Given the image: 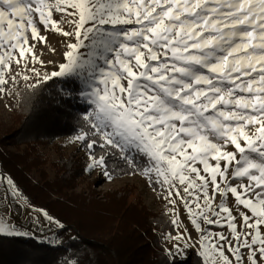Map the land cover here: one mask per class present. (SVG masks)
Listing matches in <instances>:
<instances>
[{
    "label": "snow or ice",
    "instance_id": "obj_1",
    "mask_svg": "<svg viewBox=\"0 0 264 264\" xmlns=\"http://www.w3.org/2000/svg\"><path fill=\"white\" fill-rule=\"evenodd\" d=\"M41 26L65 38L56 71L29 68L44 63L34 50L47 43ZM21 65L38 78L29 87L62 77L64 96L91 108L73 138L88 149L86 170L110 176L111 156L163 189L178 230L170 264H187L188 250L195 264H264V0H0V92ZM5 201L0 237L35 242ZM181 206L198 241L180 230Z\"/></svg>",
    "mask_w": 264,
    "mask_h": 264
},
{
    "label": "trees",
    "instance_id": "obj_2",
    "mask_svg": "<svg viewBox=\"0 0 264 264\" xmlns=\"http://www.w3.org/2000/svg\"><path fill=\"white\" fill-rule=\"evenodd\" d=\"M64 83L53 78L37 87L22 86L16 125H0V171L30 205L60 221L63 228L55 234L60 243L0 237V264H170L163 238L176 229L167 211L151 212L136 202L125 208L127 188L108 191L105 200L91 188L78 193L77 181L86 174L83 158L61 155L49 161L42 146L60 136H76L88 108L64 96ZM49 164L55 170L52 178ZM108 165L113 176L138 171L111 156ZM34 243L42 247L37 250Z\"/></svg>",
    "mask_w": 264,
    "mask_h": 264
},
{
    "label": "rangeland",
    "instance_id": "obj_3",
    "mask_svg": "<svg viewBox=\"0 0 264 264\" xmlns=\"http://www.w3.org/2000/svg\"><path fill=\"white\" fill-rule=\"evenodd\" d=\"M56 18L59 19V16L57 15ZM40 31L41 35L47 37V43L36 42L34 50L39 59L44 61V63H37L34 65L30 64L29 68L35 67L38 71L41 72L56 71L58 70L59 64L64 60L63 53L66 50L65 38L58 33L45 31L42 26L40 28ZM30 43H32L31 40ZM52 49H55V51H52ZM14 67L15 72L20 73V75L17 76L16 83L12 84V82L10 81L6 86V91L0 92V125L3 124L9 127L16 125V107L18 106V103L20 101V88L22 86L29 87V85L35 84L38 80V78L35 77L31 73V71L25 70L23 68V65ZM24 74H27L32 78L28 81H25L22 79V76ZM59 79L64 80V78L62 77H59ZM124 83L126 84V82ZM88 109L89 111L91 110L89 106ZM74 137L60 136L42 146L49 157V161H56L61 155L64 157L74 156L76 159H79L81 157L83 158L86 165L85 168L87 169V166L90 163L87 155L88 150L80 142L74 141ZM226 150L237 151L231 144H228L226 146ZM239 158V154H237V159ZM221 165L223 167V161L221 162ZM232 170L233 169L230 167V174ZM103 171L104 170L102 168L86 170V174L84 175V177L78 179L75 190L78 193L86 194L91 188L92 191H95V195L98 199L101 198L102 200H105L106 193L108 191L127 188V190L129 191V196L127 198V204L125 208H127L131 203L136 202L139 205L146 207L151 212L156 213L160 212L163 209L172 216V213H170L168 209L172 208L173 206L169 204L167 200L162 198L163 189L160 188L159 185L150 183L146 177L140 174V172L137 171L129 175L124 174L120 176H113L110 174V176H105L103 174ZM47 172L50 178L54 176L55 170L51 164H49ZM8 178V176H5L0 171V194L7 193L8 196L11 197L10 204L5 201V206L8 208V212L10 214L11 223L15 224L23 231L31 230L32 232L36 233V235L38 236V240L40 241H46L48 239H58L55 234L59 227L54 223H49L43 217L42 213L36 211L41 208H37L31 205L32 208L29 209L27 205L30 204L26 201L24 196L21 195V198L17 200V198L12 195V190L7 183ZM217 203H219V197H217ZM235 204L236 202L234 198L230 197L228 200V206L230 208H234ZM123 213L124 211L122 212V214ZM177 213L179 215L180 221L182 222L180 230L182 231L184 227H187L191 231L193 240L198 241L200 233L195 232L192 228L186 210H184L181 206L177 208ZM233 214L238 215L235 209ZM35 218H39V224L35 223ZM175 229V233L167 232L164 234L163 242L167 252L169 249H172L173 244L176 243L171 239V236L169 235H176L178 230L176 227ZM211 230L224 231L226 235L228 234V230L226 228L221 229L217 226H211ZM192 258V251L188 250L186 253L187 264L191 263Z\"/></svg>",
    "mask_w": 264,
    "mask_h": 264
}]
</instances>
